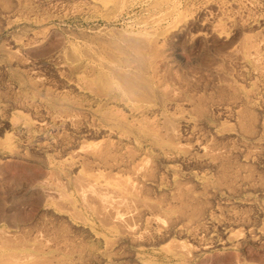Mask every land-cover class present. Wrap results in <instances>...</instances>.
<instances>
[{
	"label": "bare ground",
	"instance_id": "obj_1",
	"mask_svg": "<svg viewBox=\"0 0 264 264\" xmlns=\"http://www.w3.org/2000/svg\"><path fill=\"white\" fill-rule=\"evenodd\" d=\"M39 3L0 0V36L8 33L0 44V123L55 167L63 191L46 189L37 204L53 199L62 212H54L60 224L52 213L51 221L38 218L28 228L11 221L13 229L0 228V264H193L205 249L264 237L244 206L245 214L227 208L218 219L221 207L211 204L218 194L257 187L264 0H205L211 19L199 18L194 0H154V16L125 26L105 21L76 35L64 30L53 48L43 46L40 24L23 35L8 30L10 12L26 23L44 21L33 15ZM121 5L130 7L128 0L85 3L105 18ZM41 44L45 49L36 51ZM10 107L37 117L16 118ZM6 137L8 151L19 153L16 138Z\"/></svg>",
	"mask_w": 264,
	"mask_h": 264
},
{
	"label": "rangeland",
	"instance_id": "obj_2",
	"mask_svg": "<svg viewBox=\"0 0 264 264\" xmlns=\"http://www.w3.org/2000/svg\"><path fill=\"white\" fill-rule=\"evenodd\" d=\"M47 1L42 0L43 3L46 2V3H44V6H41V5H43V3H39L41 5L37 4V5L34 6V14L33 15L34 16L36 15L37 18H41V19L43 17L44 21L40 22V21L33 20V21H30V22L26 23L24 17L19 16L17 12H10L9 16L10 17L12 16L11 18L8 17V14H7V16H5V17L8 18V21H9L8 24H7L8 25V30L9 29L12 30L17 35H23V34H25L27 32V30L29 32V30H31L32 28H36L40 24L39 27L40 26L42 27L41 29H42L44 35L46 36V37H44L45 41L43 40L44 41L43 42V46L44 47H48V48L49 47L53 48L52 46H55L57 42L59 44L62 42V40H63L62 37L64 36V30H67L69 33L71 31V33H73V35H76V34L79 33V30H80V32H83L85 30H90V29L95 28V27H100V26L104 25L105 21H108V22L109 21H115L117 23V25L121 24V25L125 26L128 23L129 24L130 23H135V22L140 21L142 19H145L147 17L154 16L155 13L158 11V8H155V10H154V8L151 7V4L153 3L154 0H128V5L130 7L124 8V5H121L120 7H118V9H117V7H113L108 12V17L109 18H105V16H103V14L101 12L94 11L93 9H89V8L87 9L85 7V3H93V2H97L98 3V1H100V0H82V1H84V3L81 2L80 0H78L79 2L76 1V0H75V2H73V0L72 1L69 0V2H68V0H66V1L64 0L65 2L63 0H60V1L57 0L58 6H57V3L54 2L56 0H54V1L53 0H49L52 3L51 2L49 3V1L48 2ZM61 1H62V3L64 2L63 3L64 5H62V3L61 4L59 3ZM159 1H166V0H159ZM194 1L196 3L193 5V7L199 8L200 11L203 10L202 13H201V16L199 18H202V17L205 16V17L211 19L212 17H215L213 15L215 13L214 10L212 11V9L206 8L205 5L203 4V1H205V0H194ZM53 2L55 3V6H53L54 5ZM69 3H70V5H69ZM50 4H53L52 7H51ZM45 5L48 7V9L47 8L46 9L43 8V7H46ZM71 5L72 6L73 5H83L84 6L83 11H79L80 13L77 12V11L76 12L73 11V13H72L71 10L70 11L68 10V9H71V7H72ZM66 6H68V7H66ZM41 7H42V9H41ZM54 7H56V8H54ZM56 10H58V11H56ZM228 11H229L228 7L224 8V13L225 14L228 13ZM209 12H210V15H209ZM10 14H12V15H10ZM37 14H39V15H37ZM229 14H230V11H229L228 15ZM110 17H111V19H110ZM24 23H26V24H24ZM19 24H21V25H19ZM42 24L43 25L45 24V25L43 26ZM1 25L4 26L5 24H1ZM62 25H64L65 27H63ZM198 29L199 28H196V30H198ZM196 30L192 29V31H191L192 34L191 35H195L197 33ZM47 36H49V37H47ZM5 37H8V33H7V31H2L1 32V36H0V42H1L0 44H3V43L6 42V38ZM188 37L191 38V36H188ZM49 38H52V40H55L54 38H56V41H52ZM190 38L187 39L186 43L193 44L194 41H192L193 39L192 38L190 39ZM49 40H50L49 43H51V44L54 43V44L50 45L48 43ZM47 45H49V46H47ZM43 46L41 44L40 47H35V49L38 48L36 51H39L40 49L44 48ZM31 50H28V51H31ZM28 51H26V52H28ZM33 51H34V48L32 50V54H33ZM27 55L31 56V54H29V52L27 53ZM44 70H42V71L44 72V74L45 73L47 74V75L45 74L46 78L50 80V81L49 80H47V81L51 82L49 85L52 84V86H53V84H54V86H55V83H56L57 79H55V77L51 73H49V71H47L46 69H44ZM48 74L49 75L51 74V76L48 77L49 76ZM51 77H52V79H51ZM3 79H4V81H8L7 75H4ZM52 82H54V83H52ZM0 87L3 88L2 84H0ZM3 103H4V101L2 99H0V104H3ZM262 110L264 111V105H262ZM24 111H26V110H24V109L21 110V108H16L15 109L14 107L13 108L10 107L9 115L11 113L16 118H20V119L26 118V119H28L30 121H33V120L36 119L37 116L33 112H31V111L24 112ZM27 112H29V114ZM32 113L35 116L34 115L31 116ZM34 117H35V119H34ZM1 124L2 123H0V140H1V143H0V228L13 229L14 227H17V226H20V227L22 226L23 227V224H24V227L28 228V227H30L31 224L32 225H35L36 223L38 224L37 221H39V220H46L47 218L49 220V216L52 213L53 214L50 216V218H52L53 221L55 220L54 222H56L57 224H60L59 223L60 219L59 218L56 219V216H58V215H56V213H61L62 212L60 210V208H59V204H57V206H56V203H54L53 199H51V200H48L50 202H46L45 205H41V204L38 205L39 204V202H38L39 201V197L42 196L43 195L42 193H44L48 189L57 190V192L58 191L59 192L63 191V189L60 187L61 180L56 179V177L54 175L55 167H52V165H48L43 160L44 158H42L43 156L41 154L42 153L41 151L35 150V149L33 150L29 146L27 141H24L23 138L19 134L11 133L10 130H8L9 127H8L7 124H4L5 126L4 125L2 126ZM7 135L14 136L16 138V142L18 143V146L21 149V151L19 153H16V154L15 153H11L5 147V143L4 142L7 141V137H6ZM40 141H43V140L41 139ZM21 146H22V148H21ZM52 151H54V152H52ZM37 152L40 153V154H37ZM46 153L49 154L50 156L54 157L57 152L55 150L51 149V150L47 151ZM21 154H22V156H21ZM30 154H31V157H33V159L30 158ZM33 155L36 157L35 159H34ZM26 156H28V157H26ZM37 156H39L42 159L39 158V160H38ZM258 157H256L255 158L256 160H254V162H256L258 164L257 165L255 163L256 165H254L255 167L256 166L258 167V168L256 167L257 171H256V168L254 166H252L253 172L254 173L257 172L256 174H253L254 177H256L259 174V176H257V178H259L260 181L258 182L257 178H255L257 183L254 182L257 187L251 186L252 187L251 188L249 186V188H248V186L246 185L241 190L237 191L236 193H232L231 194V193L225 192V193L218 194L215 197V199L212 200L213 202H211L213 208H216V206H217V208L221 207V209H219V211H217V213H216V215L218 216V219L220 217L224 216V215H227V211H226L227 208H228V213L233 212L235 210L234 212H238L239 214H241L243 212L241 215L245 214L246 212H244V211L247 210V212H249V214H247L246 217L250 218L249 220H251L250 221L251 223L253 221H255V222H253L252 226L255 227V228H258V227H263L264 228V225H263L264 224V219H263L264 218V210L262 209V207L264 208V195H263L264 194V192H263L264 191V188H263L264 187L263 186L264 183H261L262 181L264 182V179H262V178H264V176L262 177V175H264V174H262V173H264V170H263L264 169V164H263L264 163L263 162L264 155H260ZM259 161H260V163H259ZM253 167L255 168V170H254ZM51 169L53 170V172H52L53 174L51 173V171H52ZM258 171H260V172H258ZM49 174H50L51 177H48ZM260 174H261V176H260ZM52 177L54 178V180H53ZM55 179H56V181H55ZM258 183H260V185ZM245 187H246V191H245ZM250 189H253V190H250ZM259 189L260 190L262 189V190L260 191ZM35 192H37V193H35ZM40 194H42V195H40ZM36 196H39V197H36ZM37 198H38V200H37ZM218 198L221 199V200H219ZM244 198L245 199L247 198L248 201H246L247 199L245 200ZM222 199H223V201H222ZM228 199L231 200V202ZM36 200H37V202H36ZM249 200H251V201H249ZM220 203H222V204H220ZM233 203L236 206L238 204V206H237V209L239 208L238 210L236 209V206L233 205ZM217 204L218 205L220 204L219 207H218ZM254 204H255V206H254ZM232 206H234V207L232 208ZM243 206H244V208L246 210H244V209L242 210ZM247 206H249V207H247ZM251 206H253L254 208H251ZM42 207H48L49 211L48 210L45 211L48 214L45 213L44 210H42ZM240 207H242V208H240ZM250 208L252 209V212H251ZM253 209H255V211ZM261 210H263V211L261 212ZM41 211H43V213H41V214H43L42 216L40 214ZM54 212H56V213H54ZM221 213H223V214H221ZM44 215H46V216H44ZM248 216H250V217H248ZM252 216H255V218L252 217ZM18 217L21 220L18 219ZM44 217H45V219H43ZM5 218L7 219L8 222L5 221L6 220ZM14 218H15L16 221L14 220ZM35 218H37V220ZM38 218H39V220H38ZM255 219L256 220L258 219L259 221L258 220L256 221ZM32 220L35 223H33ZM10 221L13 222L12 224H14L15 226L11 225V224L9 226L8 223ZM49 221H51V220H49ZM28 222H29V224L30 223L31 224L28 225ZM256 222H257V225H256ZM237 225L233 226V228H232V225H230V228L233 231H237V229H236L237 227H238V230L241 229L240 226L243 227V225H241L240 223H237ZM12 226H14V227H12ZM241 231H242V229L240 230V232ZM214 234H217V233H214ZM192 263L193 264H214V263L215 264H264V237L254 238V239H253V237L250 238V239L249 238H247V239L245 238L243 243L241 244V246L217 245L215 247L205 249L199 254V256L196 258V260L193 261Z\"/></svg>",
	"mask_w": 264,
	"mask_h": 264
}]
</instances>
